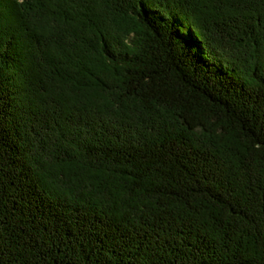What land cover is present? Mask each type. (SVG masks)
Here are the masks:
<instances>
[{"label": "trees", "instance_id": "16d2710c", "mask_svg": "<svg viewBox=\"0 0 264 264\" xmlns=\"http://www.w3.org/2000/svg\"><path fill=\"white\" fill-rule=\"evenodd\" d=\"M264 264V0H0V264Z\"/></svg>", "mask_w": 264, "mask_h": 264}, {"label": "water", "instance_id": "95a60500", "mask_svg": "<svg viewBox=\"0 0 264 264\" xmlns=\"http://www.w3.org/2000/svg\"><path fill=\"white\" fill-rule=\"evenodd\" d=\"M235 264H251L249 262H240V263H235Z\"/></svg>", "mask_w": 264, "mask_h": 264}]
</instances>
